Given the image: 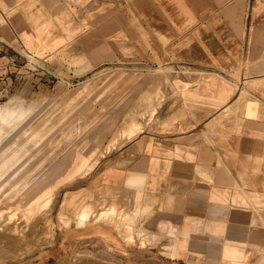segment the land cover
Wrapping results in <instances>:
<instances>
[{
    "label": "crops",
    "instance_id": "obj_1",
    "mask_svg": "<svg viewBox=\"0 0 264 264\" xmlns=\"http://www.w3.org/2000/svg\"><path fill=\"white\" fill-rule=\"evenodd\" d=\"M77 88L101 121L99 152L74 150L56 182L73 180L71 235L264 264V0H0V176L9 142Z\"/></svg>",
    "mask_w": 264,
    "mask_h": 264
},
{
    "label": "rangeland",
    "instance_id": "obj_2",
    "mask_svg": "<svg viewBox=\"0 0 264 264\" xmlns=\"http://www.w3.org/2000/svg\"><path fill=\"white\" fill-rule=\"evenodd\" d=\"M97 93L99 91L92 96ZM91 99V96L86 99L83 90L77 88L65 102L46 104L45 112L33 118L9 142L4 153L7 156L13 154L12 151L18 150V153L16 160L2 168L5 173L0 176V264H173L159 255L156 249L142 247L140 243L138 247L137 241L132 242L130 229L126 231L127 241L121 232L118 239L84 238L71 235L72 227L63 222L60 215L57 216L59 211L63 212V201L68 194H63V191L73 181L64 180L56 184L58 179L63 180L69 168L65 158L85 144L91 146L93 156L99 152L95 149L99 147V135L91 134V128L98 126L101 120L88 117L91 114L89 105L87 111L84 110ZM88 131L90 133H86ZM57 163L63 166L57 169ZM91 167L84 169L88 171ZM82 177L84 172L76 178ZM54 185V193L51 188L46 189ZM60 200L62 205L57 207ZM106 204L94 202L95 211ZM121 207L127 211L126 206ZM85 210L80 214V225L88 219L89 211L86 213ZM110 212L114 218L115 210ZM108 215V211H103L99 218H108ZM67 216L72 217V214ZM143 233L147 240L149 233Z\"/></svg>",
    "mask_w": 264,
    "mask_h": 264
},
{
    "label": "bare ground",
    "instance_id": "obj_3",
    "mask_svg": "<svg viewBox=\"0 0 264 264\" xmlns=\"http://www.w3.org/2000/svg\"><path fill=\"white\" fill-rule=\"evenodd\" d=\"M85 211H86V210H85ZM87 211H88V210H87ZM87 211H86V213H88ZM82 213H83V211H82ZM86 215H87V214H86ZM88 216H89V214H88ZM88 216H87V218H88ZM82 217H84V215H82ZM82 222H83V221H82ZM78 224H79V223H78ZM128 234H129V233H128ZM126 237H127V236H126ZM129 237H130V236H129Z\"/></svg>",
    "mask_w": 264,
    "mask_h": 264
}]
</instances>
